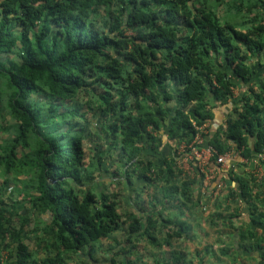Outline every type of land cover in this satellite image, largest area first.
I'll return each mask as SVG.
<instances>
[{
    "label": "trees",
    "instance_id": "16d2710c",
    "mask_svg": "<svg viewBox=\"0 0 264 264\" xmlns=\"http://www.w3.org/2000/svg\"><path fill=\"white\" fill-rule=\"evenodd\" d=\"M260 72L264 0H0V108L16 121L0 144V170L15 171L21 186L14 190L29 209L46 215L41 229L56 250L33 256L27 233L39 228L29 227L17 196L4 199L6 176L0 264H61L125 225L124 241L145 236L160 246L158 232L171 246L183 238L190 224L181 219L182 207L199 203L192 188L203 174L178 167V147L192 140L194 121L211 118L210 97L228 103L242 85L225 124L206 142L219 153L232 146L243 156L264 153ZM164 144L172 155H163ZM102 169L112 184L126 179L135 188L160 190L136 203L137 211L124 212L122 192L95 182ZM235 180L239 189L230 195L248 204L251 228L236 227L238 206L224 207L218 198L212 206L223 209L211 210L207 221L234 224L249 241L241 244L263 249L264 210L251 180ZM168 204L178 208L175 218L164 215ZM164 253L166 263L194 264L177 247Z\"/></svg>",
    "mask_w": 264,
    "mask_h": 264
},
{
    "label": "rangeland",
    "instance_id": "374dc122",
    "mask_svg": "<svg viewBox=\"0 0 264 264\" xmlns=\"http://www.w3.org/2000/svg\"><path fill=\"white\" fill-rule=\"evenodd\" d=\"M256 61V59H254ZM257 70H262V68L257 67ZM259 74H264L260 72ZM236 94L240 92V88H234ZM16 123L15 119L11 117L6 110L5 106H1L0 108V144L10 138L13 132V125ZM1 151V149H0ZM111 170L114 169V166L110 167ZM121 171V170H120ZM16 173L15 171L10 172L8 175L3 173L0 170V187L4 184L6 176L10 181L9 185L5 188V194L3 195L4 199L7 202H11L10 194L14 197L18 198V207L19 210L25 211L29 217V227L34 228L38 227V232H28V246L32 251V254L35 258L41 259L45 258L48 255L53 256L56 252L54 248H49L47 244V240L45 239V235L42 232L41 227L46 223L47 217L44 213H41L37 210L29 209V203L22 199L21 194L18 191L14 190V186H21V182L15 180ZM18 178H24V175H17ZM99 178L96 179V183L104 184H112L110 178L108 176V172L105 169H102L98 174ZM120 178V177H118ZM121 183H114L111 185V188L114 190H119L123 194L122 199V211H137L136 203L141 205L142 200L151 199V192L160 190V186L155 188L153 187H144L141 188L139 186L132 187V185H128L126 179H122ZM17 182V183H16ZM135 182V179H133ZM141 188V189H140ZM136 200H138L136 202ZM174 203H177V200H173ZM206 204V203H205ZM213 205V204H212ZM170 205H166L165 207H169ZM212 207V206H211ZM176 208V209H175ZM174 211L163 210L165 216H170L175 218L176 212H179L178 208L175 207ZM206 212H210L209 208L206 205V209H202L201 207L196 206L193 214L186 218L187 222H190L192 228L189 229V236L187 235L185 239H172V245L168 246L162 243L163 234L157 232V236L161 241L160 246H154L148 242L144 237H138L136 235L131 236V241H124V236L127 234L126 226L121 231H117L113 234L109 239H102L97 241L91 247H85L77 252H72L71 255H67L64 257V260L61 264H154L157 260L158 263L161 264H169L170 259L168 258L167 263L164 261L166 254L165 251H171L173 248H178V250L182 249L185 251V258L188 260H193L194 264H229L226 260L228 257L233 255V251L231 252V248L228 249L227 254H224V248H226V244H232V239L228 237H224V235H218L216 233L217 229L215 226L210 225L206 221L207 214ZM180 218V217H178ZM184 218V215L181 216V219ZM185 220V218H184ZM190 220V221H189ZM197 221V222H191ZM204 223V224H203ZM202 225V226H201ZM196 229H195V228ZM213 231L211 232V230ZM221 229V228H219ZM165 232V230H164ZM201 238V239H198ZM187 239V243H186ZM195 239L196 242H204L206 246L203 250H201V245L196 248V244L191 240ZM199 242V244H200ZM163 244V245H162ZM179 246H178V245ZM204 244V243H203ZM136 247H132V246ZM166 248H165V247ZM200 250H199V249ZM91 252V253H90ZM203 252V253H202ZM230 255V256H229ZM114 257L115 262L112 263L110 261V257ZM196 257V258H195ZM195 258V260H194ZM201 258V259H200ZM214 259H216L214 261ZM220 260H222L220 262ZM223 260H226L223 262Z\"/></svg>",
    "mask_w": 264,
    "mask_h": 264
},
{
    "label": "crops",
    "instance_id": "0c3cea01",
    "mask_svg": "<svg viewBox=\"0 0 264 264\" xmlns=\"http://www.w3.org/2000/svg\"><path fill=\"white\" fill-rule=\"evenodd\" d=\"M236 88H240L241 89L240 92L236 94L234 90V94H235L234 98L228 103L223 104L219 101L212 99V97L209 98V109L212 112V116L206 122H204L206 124L204 145H207L206 139L209 136L211 137L215 132H217L222 128V126L225 124V120L228 114L232 112V108L236 103V100L240 97L242 93L243 86L238 85ZM166 140L167 138L164 139V141ZM163 146H164L162 149L163 155L164 156L172 155L173 148L169 144H164ZM231 148L238 149V151L240 150V152L242 151V149L236 148L235 146H232ZM237 155H232L230 157L229 162L233 164L229 169L216 164L215 158H213L210 161V165L215 166L217 168L218 173L216 175V179L213 182H210L209 184H204L203 182L202 184H199L198 182L197 185H195L192 188V191L194 192V194H196V197H200V201H198L199 203H197L195 207H193L191 204H189L190 208L188 206L182 207V210L184 211L182 215H184L185 219L188 218V216H190L191 214H193L196 206L197 208L201 207L203 209H206V205H207L210 211L216 210L218 212L222 210L223 209L222 206H216V207L212 206L214 200L218 198L219 202H222L224 207L227 205H232L236 207L238 206L239 216L235 218L236 227L242 229L243 230L242 232H247V230L251 228L250 213L248 212V204L245 202V200L242 197H239L238 199L233 198L230 195V192L239 189V183L235 180L236 177H241L244 180L250 179L251 180L250 184L254 186L253 192L256 194V198H255L256 202L260 205L261 210H264V160H260L258 158L257 152H254L250 156L248 155L243 156L242 152L238 156ZM244 157L246 158V160H242V158ZM157 161L159 162L161 160H157ZM229 174H232V177ZM219 180H223L225 182V186L220 192L216 193L215 184ZM174 208L175 207L171 205L167 208L165 206L161 207V209L165 211L170 210L171 212L172 210L174 211ZM176 214H178V212H176ZM208 215L209 214H207V217ZM207 217H206V221H207ZM191 222L193 224V222H197V221L191 220ZM188 223L191 224L190 222ZM190 227L192 228L191 225ZM215 229H217L216 233L218 235H222V236L224 235V237H228L229 239H232V244H226L227 245L226 247H229V249L231 248L230 250L231 252L233 251V255L231 256L229 255L230 257L226 259L229 262V264H264V258L262 257L264 255V241L262 242L263 249L252 247L251 245L248 246V244L247 245L241 244V243L244 244L249 243L248 239H242L241 236L239 235V231L235 229L234 224L231 225L230 223L227 222L226 225L222 226L221 229H219V227H215ZM189 230L187 231V233H185V235L181 239L187 238L186 237L187 235L189 236ZM212 231L213 229L211 230V232ZM258 231H259L258 232L259 238L261 237L263 238L264 225L258 228ZM191 240L194 242V244L198 243L196 244L197 245L196 248L202 244L201 250H203L204 247L206 246L205 241L204 242L199 241L200 242L199 244V242H196L195 239H191ZM186 243H187V239H186ZM215 260L216 259H214V261ZM226 260H223V262H225ZM221 261L222 260H220V262Z\"/></svg>",
    "mask_w": 264,
    "mask_h": 264
},
{
    "label": "built area",
    "instance_id": "2783aa9c",
    "mask_svg": "<svg viewBox=\"0 0 264 264\" xmlns=\"http://www.w3.org/2000/svg\"><path fill=\"white\" fill-rule=\"evenodd\" d=\"M193 125L196 132L192 140L188 144L182 142L178 147V154L181 156L177 159V165L191 176L195 175L196 172L202 173V182L204 184H209L216 179L218 173L217 168L210 165V161L215 158L216 164L229 169L233 164L229 162L230 157L232 155H239L241 152L240 150L238 151V149L231 148L224 153H219L214 146L210 144L204 145L206 124H197L194 121ZM258 158L264 160V153H258ZM242 160H246V158L244 157ZM224 186L225 182L219 180L215 184V192H220Z\"/></svg>",
    "mask_w": 264,
    "mask_h": 264
}]
</instances>
